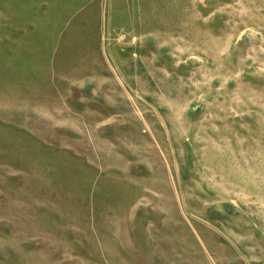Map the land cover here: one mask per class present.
Masks as SVG:
<instances>
[{"label":"rangeland","instance_id":"rangeland-1","mask_svg":"<svg viewBox=\"0 0 264 264\" xmlns=\"http://www.w3.org/2000/svg\"><path fill=\"white\" fill-rule=\"evenodd\" d=\"M0 264H264V0H0Z\"/></svg>","mask_w":264,"mask_h":264}]
</instances>
